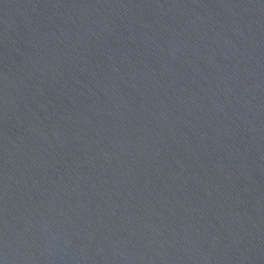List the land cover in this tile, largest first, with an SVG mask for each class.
I'll return each instance as SVG.
<instances>
[{
	"label": "water",
	"instance_id": "95a60500",
	"mask_svg": "<svg viewBox=\"0 0 264 264\" xmlns=\"http://www.w3.org/2000/svg\"><path fill=\"white\" fill-rule=\"evenodd\" d=\"M0 264H264V0H0Z\"/></svg>",
	"mask_w": 264,
	"mask_h": 264
}]
</instances>
